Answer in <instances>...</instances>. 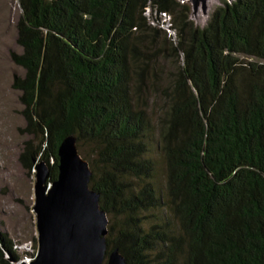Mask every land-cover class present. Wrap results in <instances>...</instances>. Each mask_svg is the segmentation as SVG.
I'll return each mask as SVG.
<instances>
[{
  "label": "trees",
  "instance_id": "obj_1",
  "mask_svg": "<svg viewBox=\"0 0 264 264\" xmlns=\"http://www.w3.org/2000/svg\"><path fill=\"white\" fill-rule=\"evenodd\" d=\"M223 1L18 0L21 162L74 137L128 264H264V0Z\"/></svg>",
  "mask_w": 264,
  "mask_h": 264
},
{
  "label": "water",
  "instance_id": "obj_2",
  "mask_svg": "<svg viewBox=\"0 0 264 264\" xmlns=\"http://www.w3.org/2000/svg\"><path fill=\"white\" fill-rule=\"evenodd\" d=\"M200 1L206 10L208 0H184L194 11H199ZM58 168V179L51 182L49 166L45 162L36 166L39 251L32 262L19 264H128L118 249L108 252V215L101 208L100 194L90 187V164L80 155L74 137L62 142Z\"/></svg>",
  "mask_w": 264,
  "mask_h": 264
},
{
  "label": "rangeland",
  "instance_id": "obj_3",
  "mask_svg": "<svg viewBox=\"0 0 264 264\" xmlns=\"http://www.w3.org/2000/svg\"><path fill=\"white\" fill-rule=\"evenodd\" d=\"M223 3V0H208L204 10V3L200 1L199 11L192 9V20L204 27ZM20 15L18 0H0V232L13 243L21 257L17 264L32 262L39 251L34 210L37 170L29 171L21 162L25 145L32 136L26 132L21 93L13 86L16 76H24V70L12 59L13 53L22 52L17 41ZM162 27L170 36L174 34L167 24ZM157 181L163 188L161 176Z\"/></svg>",
  "mask_w": 264,
  "mask_h": 264
}]
</instances>
